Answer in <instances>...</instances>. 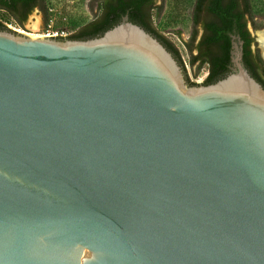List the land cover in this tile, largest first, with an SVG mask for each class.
<instances>
[{
    "label": "water",
    "instance_id": "1",
    "mask_svg": "<svg viewBox=\"0 0 264 264\" xmlns=\"http://www.w3.org/2000/svg\"><path fill=\"white\" fill-rule=\"evenodd\" d=\"M229 58L190 86L127 15L0 30V264H264V89Z\"/></svg>",
    "mask_w": 264,
    "mask_h": 264
},
{
    "label": "trees",
    "instance_id": "2",
    "mask_svg": "<svg viewBox=\"0 0 264 264\" xmlns=\"http://www.w3.org/2000/svg\"><path fill=\"white\" fill-rule=\"evenodd\" d=\"M33 0H1L0 10L11 13L12 6L17 2L22 4ZM44 14L47 12L44 0H38ZM35 8L32 4L29 12ZM98 14L88 23L78 28L68 39L89 40L102 36L106 31L118 25L123 16L147 33L156 38L178 61L184 71L185 80L190 86L196 84L189 81L184 64L177 49L168 39L159 34L152 26L151 12L156 9L153 0H96ZM253 18L250 0H194L192 8V31L185 48L189 54V64H197L199 67L207 66V76L202 85L214 84L224 79L229 73L230 58V35H237L243 42V63L248 73L264 89V72L257 70L250 63L252 51L249 46L253 39L249 37L246 30L248 22ZM202 33L197 44L194 45L195 37L198 35V27ZM0 30H6L0 23ZM197 48L202 51L203 56L193 55ZM261 63V60H259Z\"/></svg>",
    "mask_w": 264,
    "mask_h": 264
},
{
    "label": "rangeland",
    "instance_id": "3",
    "mask_svg": "<svg viewBox=\"0 0 264 264\" xmlns=\"http://www.w3.org/2000/svg\"><path fill=\"white\" fill-rule=\"evenodd\" d=\"M44 2L47 10L44 19L42 14L34 11L26 22V28L37 30L50 22L55 29L74 33L98 14L96 0H44ZM250 2L253 18L248 23V27L253 37V49L264 61V49L259 41V33L264 32V0H250ZM193 3L194 0H159L156 9L151 12V22L159 34L173 43L194 84L201 85L207 76V66L190 65L189 54L185 48L194 30L192 27ZM35 18L39 19L37 29L31 27ZM0 23L14 24L3 10H0ZM197 30L199 31V28Z\"/></svg>",
    "mask_w": 264,
    "mask_h": 264
},
{
    "label": "flooded vegetation",
    "instance_id": "4",
    "mask_svg": "<svg viewBox=\"0 0 264 264\" xmlns=\"http://www.w3.org/2000/svg\"><path fill=\"white\" fill-rule=\"evenodd\" d=\"M153 1L155 2V5H157V2L159 0H153ZM32 4L35 5V8L31 12H29V7H31ZM3 11L6 12L9 15V17L12 19V21L18 27H22V28H26L25 27L26 22H27L28 18L31 16V14L34 11H36L37 14H39V13L42 14V18L43 19L45 17V14H44V12L42 10V6L40 5V3H39L38 0H33V1L29 2V3H26L25 5L22 4L21 2H17L16 4H14L12 6L11 13L10 12H7L5 10H3ZM248 23H247V26H246V30H247V32L249 34V37L253 39V37L251 36V33L249 31V28H248V26H249ZM198 28H199V32H198V35L195 37L194 45L197 44L198 39H199V37H200V35L202 33V30H201L200 25H199ZM249 49L252 51V56H251V59H250L251 65H253L255 68H257V70L264 72V61L254 51V49H253V43L249 46ZM193 55L203 56L202 51L200 52L197 48H195L193 50ZM259 60H261V63H260ZM207 72H208V70H207Z\"/></svg>",
    "mask_w": 264,
    "mask_h": 264
},
{
    "label": "built area",
    "instance_id": "5",
    "mask_svg": "<svg viewBox=\"0 0 264 264\" xmlns=\"http://www.w3.org/2000/svg\"><path fill=\"white\" fill-rule=\"evenodd\" d=\"M6 30L12 33H18L31 37H43L50 39H68L73 33H69L63 29H55L49 22L47 25L39 27L37 30H30L28 28L18 27L15 23L12 25L4 24Z\"/></svg>",
    "mask_w": 264,
    "mask_h": 264
},
{
    "label": "bare ground",
    "instance_id": "6",
    "mask_svg": "<svg viewBox=\"0 0 264 264\" xmlns=\"http://www.w3.org/2000/svg\"><path fill=\"white\" fill-rule=\"evenodd\" d=\"M39 26V19L35 18V21L32 23L31 27L33 29H37ZM259 41L261 43L262 48L264 49V32L259 33Z\"/></svg>",
    "mask_w": 264,
    "mask_h": 264
}]
</instances>
